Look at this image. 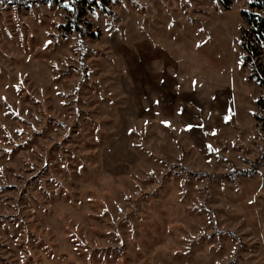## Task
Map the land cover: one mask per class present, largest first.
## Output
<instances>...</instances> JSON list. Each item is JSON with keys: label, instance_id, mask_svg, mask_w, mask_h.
<instances>
[{"label": "rangeland", "instance_id": "obj_1", "mask_svg": "<svg viewBox=\"0 0 264 264\" xmlns=\"http://www.w3.org/2000/svg\"><path fill=\"white\" fill-rule=\"evenodd\" d=\"M251 2L0 0V264H264Z\"/></svg>", "mask_w": 264, "mask_h": 264}, {"label": "trees", "instance_id": "obj_2", "mask_svg": "<svg viewBox=\"0 0 264 264\" xmlns=\"http://www.w3.org/2000/svg\"><path fill=\"white\" fill-rule=\"evenodd\" d=\"M44 5H55L66 2L69 7V16L60 32L65 35H77L81 38H93L96 34L91 31L85 22L86 15L95 12L111 14L108 8L109 0H35ZM232 0H221L224 8H228ZM248 9L241 11V19L246 29L240 32V47L244 52L243 60L251 65L249 76L260 88L264 89V62L260 61L264 51V0H252ZM257 105L264 115V99L257 101ZM264 125V121H263ZM264 151V150H263Z\"/></svg>", "mask_w": 264, "mask_h": 264}]
</instances>
